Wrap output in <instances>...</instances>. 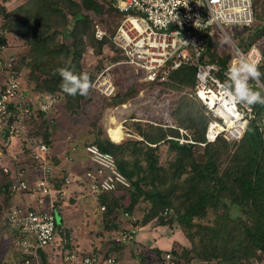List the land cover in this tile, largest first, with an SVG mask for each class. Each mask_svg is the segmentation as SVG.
Wrapping results in <instances>:
<instances>
[{"label": "trees", "instance_id": "obj_1", "mask_svg": "<svg viewBox=\"0 0 264 264\" xmlns=\"http://www.w3.org/2000/svg\"><path fill=\"white\" fill-rule=\"evenodd\" d=\"M254 1L257 21L253 27L245 28L253 32L246 48L264 39V0L259 5L260 11ZM29 3L19 12L7 13L1 9L6 19L5 28L29 46L27 66L47 77L48 90L62 94L68 111L80 109L89 93L71 96L63 92L57 69L68 67L76 74L84 73L81 60L87 45L97 53H101L103 46L93 34L94 18L108 26L105 17L119 13L112 4L101 0H33ZM87 12H91V18L84 15ZM109 26L108 31L110 23ZM110 33H114L113 29ZM240 44L245 47L246 43ZM261 50L264 56V49ZM212 56L216 58L215 53ZM98 70L99 67L87 72L91 82ZM259 71L264 74V63ZM259 79L264 85V75ZM171 80L164 85L178 91L179 95L171 114L188 130L189 136L185 139L193 143L181 144L180 130L165 129L155 123L147 132L139 129L143 140L122 143L123 139L116 143L109 134L98 131L92 144L114 156L120 172L131 185L128 189L97 195L106 210L105 218L111 220L121 210L133 215L143 203L145 216L136 225L145 226L154 220L162 227L181 225L191 245L190 249L173 254L184 260L182 264H251L264 254V133L254 123L248 126L239 142L219 137L203 147L207 142V120L205 108L195 93L196 68L178 69ZM136 95V91L120 94L113 100V107L131 101ZM194 108L198 110L196 116H193ZM257 108L261 111V106ZM39 117V131L42 132V125L47 128L42 135L44 142L52 147L49 120L46 115ZM64 182L65 177L61 176L55 183L56 188L61 189ZM5 189L8 192V185ZM56 213L61 220L56 236L65 239L61 209L56 208ZM125 244L114 240L109 254ZM155 255L152 264L165 256L159 250ZM103 256L112 257L117 263L113 255ZM41 257L43 264H48L47 252L42 251Z\"/></svg>", "mask_w": 264, "mask_h": 264}, {"label": "built area", "instance_id": "obj_2", "mask_svg": "<svg viewBox=\"0 0 264 264\" xmlns=\"http://www.w3.org/2000/svg\"><path fill=\"white\" fill-rule=\"evenodd\" d=\"M101 1L112 4L124 18L113 34L99 18H94V37L103 43V55L99 58L108 54L110 58L119 56L120 59L114 58L117 60L108 62L96 74L90 91L92 98L111 100L126 93L116 84V71L121 68L136 73L139 82L161 86L176 70L195 67V93L205 108L207 143L219 137L239 141L254 123L264 133V104H232L220 91L229 67L241 55L258 68L263 63L259 42L246 48L233 40L235 32L256 23L254 0ZM109 43L114 50L109 51ZM34 78L37 82L31 85ZM250 83L254 90L264 89L260 79ZM62 99V94L50 92L46 79L37 76L18 55L0 17V170L6 175L12 173L5 146L15 138L23 139L30 146L31 157L38 168L34 180H13L8 192L0 188V196L7 193L6 197L16 200L26 195L37 202V207L11 204L8 210L1 212L0 224L14 232L17 254L7 258L0 255V264H43L41 252H48L57 241L59 223L55 198L67 197L68 187L74 182L65 178L63 187L56 190L55 183L61 177L56 176L48 145L30 136V123L39 120V115L49 116ZM257 106H261V111ZM178 140L181 144L193 143L185 138ZM86 151L92 167L77 181L90 195L130 188V182L120 172L112 154L102 152L95 144L88 145ZM55 191L59 193L54 196ZM135 234L133 230L123 231L114 240L129 243L134 241ZM64 261L67 264H115L112 257L106 259L83 250L67 253ZM178 262L168 253L154 264H180Z\"/></svg>", "mask_w": 264, "mask_h": 264}, {"label": "rangeland", "instance_id": "obj_3", "mask_svg": "<svg viewBox=\"0 0 264 264\" xmlns=\"http://www.w3.org/2000/svg\"><path fill=\"white\" fill-rule=\"evenodd\" d=\"M32 2L33 0H26L23 5L14 11L19 12L20 8H27V4H32ZM256 2L258 4V11H260L259 5L262 0H256ZM7 3L8 0H0V17L3 18L4 23L6 19L1 9H4L8 13V8L13 9L14 7L9 6ZM84 15L91 18V12L84 13ZM123 18L124 17L120 14L113 17L111 16V18L108 15L105 17V20L108 19V26L109 23L111 25L109 33L111 29L115 32ZM73 24H75L74 21ZM252 34L253 32L251 29L244 28L235 32L233 40L245 42L246 44H244V46L246 47L248 43L247 40ZM67 40L72 41V39ZM84 40L88 42V37H85ZM14 43L17 47L16 41ZM106 43H108V41ZM108 45L109 51L114 50L112 43ZM259 45L264 49V39L259 41ZM27 47L29 48V46ZM16 52L27 65V52L21 49H18ZM102 55L103 46L101 53H97L90 45H87L81 60L83 72L95 71L99 67V70L96 71L97 74L108 62H114L117 60L114 58L119 57L110 58L107 54L103 58H99ZM36 73L42 80L47 78L40 75L38 72ZM116 73L118 75L116 77L117 86L120 87V90L126 91V93L136 91L137 95L134 99L123 105L113 107V100L115 98L111 100L90 98L87 99L76 112H68L64 105H61L58 107L57 116L54 117L58 122L52 124V135L58 137L63 142L64 140L69 142L68 146L63 149L64 159L68 163H72L74 157H81L77 163L79 165L78 169H76V171H78L76 173L77 177L74 175L76 179L74 177H69L73 179L71 180L72 182L76 181V183L68 187L66 199H61L59 197L55 198V200L57 199L55 208H59L62 211L64 235H67V238H59L58 236L56 243L48 249L49 252L51 251L53 253L52 262L54 264H67L66 261H64L67 253L65 255L63 253L71 248H74L75 251L83 250L84 252H94L101 255L111 254L116 258V264H152L151 262L153 257L156 256L157 250L162 251L165 255L171 253L172 256L177 259L173 255L175 252L182 253L183 249H190L191 247L190 242L182 232L181 225L177 223H174L172 227H162L157 225L156 220H154L145 226H142V224L136 225V223L141 222L145 216L146 207L143 203L134 210L133 215L127 214L124 210H121L117 213V216L107 221L104 214L106 210L102 209L99 197L90 195L85 186L78 183L79 180L83 179L86 171L92 167V164L86 165L87 160L84 157V153L88 155L86 147L94 143L98 131L104 130L107 133L108 130L109 134L111 128L118 127L122 129L120 137V139H123L120 142L122 143L133 139L143 140L139 129L142 132H147L150 130L151 125L156 123L158 126L164 127L165 129L172 127L180 130L181 138L189 136L188 130L182 128L181 124H178L171 114L175 101L179 98L177 94L178 91L167 88L165 85H148L145 82H139L137 74L127 68H121L117 70ZM133 79L134 82L132 83L131 81ZM171 81L170 78L168 84L171 83ZM32 82L34 83L37 81L34 78L31 80V85ZM89 95H91L90 92ZM194 109L196 111L193 112V116H196L198 110L197 108ZM72 143L73 145L78 144L73 156L72 152L74 151L70 149ZM202 146L205 147L204 145ZM62 172L64 171L61 169L58 170L60 174H58L59 179L62 176ZM54 193L55 196L59 191H55ZM57 219L58 223H60L61 220L59 215H57ZM132 230L136 231L134 241L122 245L120 248L115 247V252L109 254L110 247L112 243H114L115 237H118L120 232ZM144 235H146V238L143 237ZM113 247L114 245L112 248ZM158 247H162L163 249H157ZM148 257L151 258L149 261L147 260ZM260 257V259L252 261L251 264H264V254ZM61 258H63V260H61ZM177 260L180 264L184 262L181 258Z\"/></svg>", "mask_w": 264, "mask_h": 264}, {"label": "crops", "instance_id": "obj_4", "mask_svg": "<svg viewBox=\"0 0 264 264\" xmlns=\"http://www.w3.org/2000/svg\"><path fill=\"white\" fill-rule=\"evenodd\" d=\"M25 2H26V0H11V1L8 0L7 4L11 7L14 6L13 9L8 8V13L15 12L14 10L17 9L18 7H20L21 5H23ZM9 37H10L11 45L13 47H15V51H17L18 49L25 50L27 52V55H28L29 48L26 46L25 41L22 38H20L18 35L14 34L12 32H9ZM15 41L17 43V47L14 43ZM90 98H92L91 95H89V97L87 99H90ZM61 105H64V107H65V100L64 99H62L59 102L57 108L54 110L53 113H51L49 116H46V118H48V120H49L48 125L50 127V130H51L52 124L58 122V121H56V119L54 117L57 116L58 107H60ZM82 105H83V103H82ZM77 110H79V109H76L73 112H76ZM68 112H70V111H68ZM39 124H41L40 117H39V120H33L30 123V132H31L30 136L36 137L39 141L45 143L42 132H43V130L46 131L47 128H45L42 125L41 126L42 132H41V131H39V128H38ZM38 131H39V134L37 135L36 133ZM52 134H53V129H52ZM107 134H108V130H107L106 135ZM51 139L53 140L52 147H50V146H48V147L50 150V160L52 163H54V166L56 167V172H57L56 176H58V174H59L58 170L61 169L64 171V172H62V176H64L65 178H69V177L72 178V177H74V175H76V177H77L76 173L78 171H76V169H78V166H79L77 163L81 157L80 156L74 157L73 158L74 161L72 163H68L63 157V149L68 146L69 142L65 141V140L63 142L58 137H54V136H52ZM3 146H5V145H3ZM70 146H71L70 149L72 151H74V152H72V156H73L76 152V146H78V144L73 145V143H72ZM5 151L8 155V163H9L10 167L12 168V173L10 175H6L0 170V188L5 189L6 185H8V188H9L10 185L12 184V181L18 180L19 178H24V179H29V180L35 179V176L38 175V172L36 171L37 166L34 163L33 158L31 157L30 146L27 143H25L23 141V139L15 138L12 141H9L8 144L5 146ZM84 157L87 160L86 165L91 164L89 155H87V154L85 155V153H84ZM67 174H69V175H67ZM76 177H74V178L76 179ZM74 183H76V182L74 181ZM74 183H73V185H74ZM6 195H7V193L0 196V215H1L2 211H6L9 209L12 206L11 204H28L31 207H37V202L35 201L34 198H32L30 196L24 195V196H20V198H17L16 200H13L9 196L6 197ZM0 222H1V220H0ZM14 237H15L14 232L11 229H9L5 226H1V224H0V255H1V257L7 258L11 254H13V255L17 254V251L15 249V244L13 243ZM143 237L146 238V235H144ZM159 248L163 249L162 247H158L157 249H159ZM73 251H75V249L71 248L69 250H66L63 254L65 255L66 253H70ZM47 254L49 255L48 264H54L52 262L53 253L51 251L50 252L48 251ZM61 260H63V258H61Z\"/></svg>", "mask_w": 264, "mask_h": 264}, {"label": "clouds", "instance_id": "obj_5", "mask_svg": "<svg viewBox=\"0 0 264 264\" xmlns=\"http://www.w3.org/2000/svg\"><path fill=\"white\" fill-rule=\"evenodd\" d=\"M57 72L62 78L60 87L68 95L75 96L79 93L81 96H85L93 86L87 73L76 74L68 67L59 68ZM262 75L264 74L259 71L256 63L249 62L241 55L229 67L227 80L220 85L221 94L228 98L232 104H264V89L254 90L250 83V81L259 80ZM55 214L57 217L58 214Z\"/></svg>", "mask_w": 264, "mask_h": 264}, {"label": "bare ground", "instance_id": "obj_6", "mask_svg": "<svg viewBox=\"0 0 264 264\" xmlns=\"http://www.w3.org/2000/svg\"><path fill=\"white\" fill-rule=\"evenodd\" d=\"M121 133H122V129H119L118 127L111 128V130L109 131V136L112 139V141L118 142L120 141Z\"/></svg>", "mask_w": 264, "mask_h": 264}]
</instances>
